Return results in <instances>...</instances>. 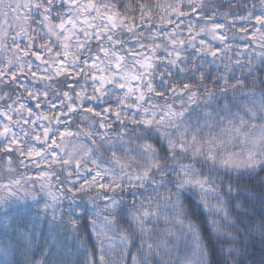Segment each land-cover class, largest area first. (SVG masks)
Segmentation results:
<instances>
[{"label": "snow or ice", "instance_id": "snow-or-ice-1", "mask_svg": "<svg viewBox=\"0 0 264 264\" xmlns=\"http://www.w3.org/2000/svg\"><path fill=\"white\" fill-rule=\"evenodd\" d=\"M204 8L203 0H177L156 16L142 2L132 7L118 0H0V154L10 172L31 164L40 178L20 174L0 184V264H74L70 252L52 251L55 244L40 262L30 253L43 221L49 234L63 229L79 239L85 217L96 239L86 264H127L130 237L117 226L120 220L149 238L140 247L159 256L157 264H211L220 225L208 215L227 219L226 206L243 209L237 213L243 228L230 225L236 235L228 239L227 258L217 264L236 256L242 257L239 264H264V123L248 122L264 121V79L259 95L245 97L252 108L227 102L229 89L235 96L248 77L264 72V6L259 14L255 4L246 15L229 12L225 22ZM225 28L234 30L233 37ZM237 34L248 43L241 45L243 53L229 57V41ZM253 41L259 52L247 51ZM217 60L228 62L214 91L204 83L205 65ZM81 113L88 114L89 130L77 135L90 144L61 155L64 138L73 135L71 119ZM221 126L222 135L214 137ZM257 128L259 138L252 139ZM235 144L248 151H230ZM100 149L110 153L107 160L97 157ZM241 169L260 190L248 193L237 186L233 195L230 185L227 201L221 199L223 189L215 183L221 171ZM17 211L23 213L22 225L10 216ZM66 246L65 241L61 247ZM132 260L136 264L135 256Z\"/></svg>", "mask_w": 264, "mask_h": 264}, {"label": "trees", "instance_id": "trees-1", "mask_svg": "<svg viewBox=\"0 0 264 264\" xmlns=\"http://www.w3.org/2000/svg\"><path fill=\"white\" fill-rule=\"evenodd\" d=\"M121 6H132L135 7L138 3L142 2L146 5L152 6V12L156 16L164 15V9L170 5L175 4L177 0H118ZM205 4L204 13L207 15H213L215 13L216 19L221 22H225V16L229 12H237L242 15H246L247 11L251 8L253 4L256 5V14H259V10L262 6V0H203ZM231 5V6H229ZM240 5L246 6L243 9L240 7ZM137 18L139 17V13H136ZM198 19V17H196ZM224 31L228 32L229 37H233V31H229L227 28L224 29ZM249 31H253L251 29V26H249ZM124 39H128V35L126 34L124 36ZM208 39H211V37H208ZM232 43L233 49L231 52H229V57L234 58V54L237 51H240L243 53L245 49L241 47L242 44H247L248 41H240L239 35L237 34L234 39H230L229 41ZM215 44H218L217 42H214ZM255 50L256 52H259L260 49L257 46V43L253 41V43L250 45V47L247 49L248 52H251ZM248 57L243 56L242 57V63H247ZM228 61L225 60L224 63H221V61L217 60L215 66H209L205 65V71L207 75V79L204 81L205 85L209 89H213L214 91L217 88V85H214V80L216 77L226 74L225 70V63ZM257 61L253 60V66H256ZM158 71H163V67L159 68ZM248 69H244V74H247ZM235 74L237 77L241 76V70L236 69ZM256 78V84L253 86V79ZM259 79H264V72L257 71L253 73V76L248 77V79L245 81V84L243 86L242 91H238L235 93V96L232 95V90L229 89V95L227 102L232 103L235 101V103L239 104L241 107H248L252 108L253 105H251L245 97L249 96L252 93H255L256 95L260 94V86H259ZM159 78L157 77V81ZM173 82H178L181 80V76L176 74L175 69H173ZM189 82V81H185ZM235 81H231V83H234ZM54 86H59L55 84V81L53 82ZM222 83V81H220ZM0 87H3L0 85ZM11 87V85L9 86ZM7 90V89H5ZM217 94H219L217 92ZM161 103L163 100L160 101ZM220 104L226 103V101L221 100L219 101ZM233 112H240L241 116H244V112L240 111L239 108L233 106L232 107ZM259 116V113L257 114ZM86 118V119H85ZM245 119L247 120V116H245ZM249 124H255L259 126L260 124L264 123V121H261L259 118L248 121ZM90 123L88 114L81 113L80 115H75L70 122L69 128H71L75 132L79 133H86L88 129V125ZM238 124V121H237ZM86 126L87 129H83L82 127ZM85 130V131H84ZM223 126L221 128L216 129L213 132V136H221L222 135ZM245 131H252L251 128L245 130ZM205 139L209 137V133L206 130L205 133ZM86 138V137H85ZM259 138V130L255 131L254 136L252 139ZM88 144H90V141H88ZM219 142V141H218ZM258 148V145H257ZM244 150L245 153L248 151L247 148H244L242 144H235L234 146L229 147L230 151L239 152L241 150ZM107 156H110V153L105 154L103 149H100V151L97 153V157L99 159H105L107 160ZM140 163H143V161H139ZM43 165V168L47 170L48 165ZM13 168L16 167V162L14 161ZM52 167L57 169V172L60 171V165H52ZM139 171V169H137ZM20 174H24L25 176L29 177L32 176V179L38 180L40 179L37 176V170L32 166L29 165L27 169L20 167L15 172L9 171V165L7 163V159L3 156V154H0V184H6L13 176H19ZM34 175V176H33ZM261 177H264V173H260ZM61 178H63L61 174ZM218 186L222 187L223 191H220V187H218V191H220L221 199L227 201V189L231 185L233 188V195H235V191L237 189V186L243 191H246L248 193H254L259 191V186L254 180H250L248 173L245 172L243 169L240 170V172H231L230 175L224 174L223 171H221V179L216 180L215 182ZM37 189L39 188V184L36 185ZM150 191V190H149ZM145 195H148V193H145ZM137 199H143V197H137ZM244 197H240L239 202H243ZM23 203V201H21ZM29 203H31V199H29ZM65 210L67 209V203L65 202ZM254 200H250L249 202V210H251L252 204H254ZM40 208L43 207V201L41 202ZM36 210L35 208L33 209ZM225 211L228 213L227 219L224 218V216L221 214L220 216H212L211 214L208 215L209 220L215 219L219 222V237L216 235H213V240L216 241L219 238V243L216 244V254H209L208 259L210 260L211 264H217V260H223L227 258V252L230 247L228 243V239L232 236H235V231L230 227L231 224L235 223L238 227L243 228V225L239 223V220L237 219V213L242 212L243 209L232 207V206H226ZM15 215L16 219L13 221L14 223L23 224V213L22 211H17L16 213H10V216ZM49 218H51V213L49 212ZM200 219H203V216H201ZM7 221L5 220V223ZM196 223H199L200 221H195ZM79 225L81 227V233L79 236V239H76L73 237L70 233H64L63 229H58L55 232L49 234V224L47 221H43L42 225L38 226L37 228V236L35 238V245L33 246L34 255H31L32 259L36 260L37 262H40L44 259V256L42 255V252H45L50 245L55 244V247L52 248V251L58 252L60 255H63L65 252H70L71 256L69 257L70 262H74V264H86V258H88L93 251L92 245L96 243L95 234L92 232L91 227L89 226V218L85 217L80 220ZM117 226L121 229L125 230V234L130 237L129 239V246H128V255H127V264H133L132 257H136V264H157V260L160 259L159 256L155 255L154 253H151L148 251V249L145 247L141 249L140 243L141 240H144L146 242H150L149 238L147 236L141 237L139 235V229L135 224L131 225V230H129V222H126L124 220H120L117 222ZM133 232H135V235L133 236ZM45 237H47V242H45ZM53 237H58L57 239H53ZM155 238V237H153ZM67 242L66 247H61V245L64 242ZM237 249L241 247L239 244L233 245ZM221 248L224 249V254L220 255ZM251 251V249H250ZM183 253H174L172 256L179 257L182 256ZM175 258V259H176ZM51 259V257H49ZM165 260L169 259V257H164ZM242 259L240 256H236L229 259V264H239V261Z\"/></svg>", "mask_w": 264, "mask_h": 264}, {"label": "rangeland", "instance_id": "rangeland-1", "mask_svg": "<svg viewBox=\"0 0 264 264\" xmlns=\"http://www.w3.org/2000/svg\"><path fill=\"white\" fill-rule=\"evenodd\" d=\"M21 16H23V10H21V13H20ZM9 20H12L11 17H9ZM3 20H0V24H3ZM22 25H23V22H21ZM15 24H16V21H12V26L15 27ZM5 27H7V25L5 24L4 25ZM257 39H260V36L259 34H257ZM41 41H37V43H40ZM23 46V45H22ZM258 46V45H257ZM9 55H11V53H9ZM32 59H34V57H32ZM86 119V118H85ZM83 129H87L86 126H83L82 127ZM70 132L73 133V135L71 136H67L64 138L63 140V146H62V149L59 150L61 155H64L65 153H70V152H74V151H78L80 146L81 145H86L88 144V142L86 141V138L83 134L81 135H77V133L79 132H75L73 131L71 128L69 130ZM85 131V130H84ZM31 165V164H30ZM41 169H44L43 168V165H41ZM46 170V169H44ZM34 176V175H33ZM38 176V175H37ZM31 179H32V176H29ZM209 201L213 204V205H216L217 204V201L214 197L210 196L208 197ZM223 215V214H222ZM99 226V225H98ZM175 256L171 257V259L175 260Z\"/></svg>", "mask_w": 264, "mask_h": 264}]
</instances>
